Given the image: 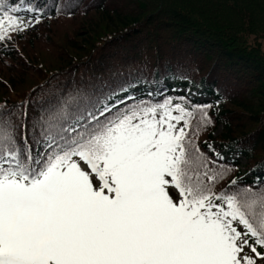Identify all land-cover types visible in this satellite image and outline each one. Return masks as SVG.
<instances>
[{"label":"snow or ice","instance_id":"obj_1","mask_svg":"<svg viewBox=\"0 0 264 264\" xmlns=\"http://www.w3.org/2000/svg\"><path fill=\"white\" fill-rule=\"evenodd\" d=\"M43 14L0 0V44ZM121 91L21 133L0 110V264H264V189L218 188L231 168L193 140L212 106Z\"/></svg>","mask_w":264,"mask_h":264},{"label":"trees","instance_id":"obj_2","mask_svg":"<svg viewBox=\"0 0 264 264\" xmlns=\"http://www.w3.org/2000/svg\"><path fill=\"white\" fill-rule=\"evenodd\" d=\"M32 2L40 23L0 44V110L18 133L25 118L30 128L65 102L111 103L124 88L147 100L185 97L189 108L212 106L193 140L231 168L218 188L237 179L264 189V0Z\"/></svg>","mask_w":264,"mask_h":264},{"label":"rangeland","instance_id":"obj_3","mask_svg":"<svg viewBox=\"0 0 264 264\" xmlns=\"http://www.w3.org/2000/svg\"><path fill=\"white\" fill-rule=\"evenodd\" d=\"M35 26V25H34ZM34 27H31L28 29V31H31ZM148 88L151 89V92H154L153 89V85H150ZM180 91L184 94H187L189 97H191L192 99H199V100H208V98H206L205 96L199 94L196 92V90H188V89H180ZM220 133V128H217L214 133L213 136H216ZM240 164H243V161H240Z\"/></svg>","mask_w":264,"mask_h":264}]
</instances>
